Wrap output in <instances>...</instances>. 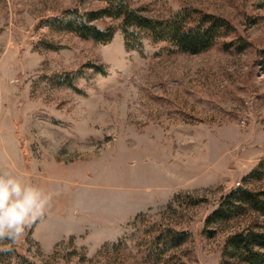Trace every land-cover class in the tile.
<instances>
[{"label": "rangeland", "instance_id": "374dc122", "mask_svg": "<svg viewBox=\"0 0 264 264\" xmlns=\"http://www.w3.org/2000/svg\"><path fill=\"white\" fill-rule=\"evenodd\" d=\"M127 1L155 18L213 13L232 30L198 53L141 30L128 46L105 1L0 0V170L54 194L0 243L11 249L0 264H245L225 255L227 240L264 232L249 208L206 225L232 189L264 188V170L253 173L264 161V0ZM87 11L115 27L112 39L69 26Z\"/></svg>", "mask_w": 264, "mask_h": 264}, {"label": "trees", "instance_id": "16d2710c", "mask_svg": "<svg viewBox=\"0 0 264 264\" xmlns=\"http://www.w3.org/2000/svg\"><path fill=\"white\" fill-rule=\"evenodd\" d=\"M102 1L107 2L102 10L104 15L107 13L119 19L123 25L128 35V46L135 44L132 41L136 40L135 31L141 30L154 39L172 42L181 51L198 53L213 46L232 30V24L225 17L213 13L195 10L178 11L170 17L155 18L141 13L127 0ZM86 16V18L80 16L72 20L69 26L84 38L108 41L114 37L115 27L103 29L91 23L97 17L94 11H87ZM261 170H264V161L253 173L257 174ZM248 208L264 215V188L259 190L244 187L232 189L220 206L208 216L206 225L229 219L243 213ZM224 253L245 264H264V232L249 229L234 233L227 240Z\"/></svg>", "mask_w": 264, "mask_h": 264}, {"label": "clouds", "instance_id": "9594fccd", "mask_svg": "<svg viewBox=\"0 0 264 264\" xmlns=\"http://www.w3.org/2000/svg\"><path fill=\"white\" fill-rule=\"evenodd\" d=\"M53 195L10 170H0V243L18 240L28 226L43 217Z\"/></svg>", "mask_w": 264, "mask_h": 264}, {"label": "crops", "instance_id": "0c3cea01", "mask_svg": "<svg viewBox=\"0 0 264 264\" xmlns=\"http://www.w3.org/2000/svg\"><path fill=\"white\" fill-rule=\"evenodd\" d=\"M174 193V190L166 192L161 194L158 197H155L154 199L150 200L148 202L147 205H140L137 204L136 207L134 208V210L132 211V214L137 213L138 211H141L147 207H160L162 205H164L165 203H167L169 201V199L172 197ZM129 218V217H128ZM82 229V227H80ZM85 229V227H83V230Z\"/></svg>", "mask_w": 264, "mask_h": 264}]
</instances>
